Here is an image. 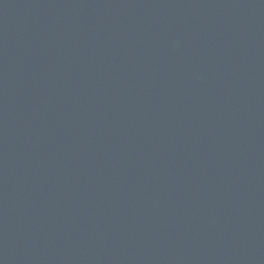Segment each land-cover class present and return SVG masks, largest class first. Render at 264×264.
I'll use <instances>...</instances> for the list:
<instances>
[{"label": "water", "instance_id": "1", "mask_svg": "<svg viewBox=\"0 0 264 264\" xmlns=\"http://www.w3.org/2000/svg\"><path fill=\"white\" fill-rule=\"evenodd\" d=\"M0 264H264V0H0Z\"/></svg>", "mask_w": 264, "mask_h": 264}]
</instances>
